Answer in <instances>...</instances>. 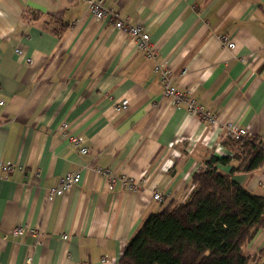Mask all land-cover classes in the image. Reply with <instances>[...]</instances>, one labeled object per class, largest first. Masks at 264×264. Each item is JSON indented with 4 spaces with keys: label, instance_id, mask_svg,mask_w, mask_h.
<instances>
[{
    "label": "crops",
    "instance_id": "0c3cea01",
    "mask_svg": "<svg viewBox=\"0 0 264 264\" xmlns=\"http://www.w3.org/2000/svg\"><path fill=\"white\" fill-rule=\"evenodd\" d=\"M105 7L141 24L155 55L111 21L95 20L85 0H0V264H119L145 218L186 200L198 168L229 152L221 124L264 140V0H105ZM160 61L174 68L181 90L216 112L217 124L163 96ZM116 103L128 109L110 112ZM98 167L116 175L112 187ZM72 171L81 180L49 198ZM237 178L264 196V167ZM18 226L25 232L14 235ZM263 233L253 249L264 245Z\"/></svg>",
    "mask_w": 264,
    "mask_h": 264
},
{
    "label": "trees",
    "instance_id": "16d2710c",
    "mask_svg": "<svg viewBox=\"0 0 264 264\" xmlns=\"http://www.w3.org/2000/svg\"><path fill=\"white\" fill-rule=\"evenodd\" d=\"M229 152L213 154L192 175L184 201L148 215L119 264H249L246 249L264 229V196L237 178L264 167V140L223 135ZM264 264V245L259 249Z\"/></svg>",
    "mask_w": 264,
    "mask_h": 264
},
{
    "label": "built area",
    "instance_id": "2783aa9c",
    "mask_svg": "<svg viewBox=\"0 0 264 264\" xmlns=\"http://www.w3.org/2000/svg\"><path fill=\"white\" fill-rule=\"evenodd\" d=\"M88 6V12L95 20H108L111 21L113 26L117 29L125 31L128 35L131 36L133 40L136 41L138 48L144 52L147 57H153L155 52L153 50V45L150 41L151 37L148 32L145 31L141 24H132L127 20L120 19L118 17V13L113 12L105 7V0H85ZM222 43L228 48H234L235 42L229 39L228 36L222 35L221 37ZM154 71L158 75L162 87H163V96L168 98L172 104L180 105L184 104L187 111L195 116H197L200 120L204 121L207 124H217L218 116L214 110L207 108L201 103H198L193 97L189 95L188 92H184L178 87V84L175 80V72L174 68L168 65L164 61H160L156 64ZM4 101L0 98V105H2ZM128 109V105L126 103H116L113 107L110 108V112L119 114L122 111ZM222 128L223 134L225 136L237 139L241 136L247 135L248 131L236 124L232 121H226L220 125ZM68 128L67 123H63L60 130L65 133ZM71 140L73 145L78 148L83 153H88L90 151L89 148L81 146L80 139L77 136H72ZM3 170H5L8 174H11L14 171V165L12 163H5L2 166ZM200 168V167H199ZM198 168V169H199ZM98 172L102 174L106 180L109 182L112 187L116 182V175L111 172V170L104 169L98 167ZM81 180V173L79 171L68 172L64 176L58 178L55 183L49 189V198H52L57 194H67L72 190V188ZM127 186L132 190H138L140 188V183L138 180H127L124 179ZM154 199L159 202H164L165 198L160 192H156L154 194ZM31 232H35V230L30 229ZM25 232V228L23 226H18L13 230L14 235H19ZM65 238L67 236L65 235ZM32 260L29 258L26 260L25 264H31Z\"/></svg>",
    "mask_w": 264,
    "mask_h": 264
},
{
    "label": "rangeland",
    "instance_id": "374dc122",
    "mask_svg": "<svg viewBox=\"0 0 264 264\" xmlns=\"http://www.w3.org/2000/svg\"><path fill=\"white\" fill-rule=\"evenodd\" d=\"M262 231L264 232V229H262ZM264 234V233H263ZM254 241V240H253ZM252 241V242H253ZM262 247V246H261ZM260 247V248H261ZM259 248V249H260ZM259 249L255 250L251 247V244L248 246V248L246 249V253L247 255L250 257V263L249 264H261L262 262L259 259Z\"/></svg>",
    "mask_w": 264,
    "mask_h": 264
}]
</instances>
